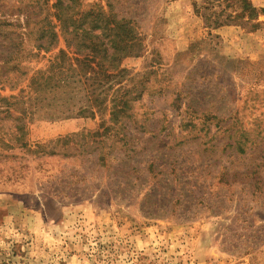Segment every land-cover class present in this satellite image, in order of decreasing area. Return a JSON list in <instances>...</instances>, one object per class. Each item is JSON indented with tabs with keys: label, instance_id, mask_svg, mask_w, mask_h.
Wrapping results in <instances>:
<instances>
[{
	"label": "rangeland",
	"instance_id": "374dc122",
	"mask_svg": "<svg viewBox=\"0 0 264 264\" xmlns=\"http://www.w3.org/2000/svg\"><path fill=\"white\" fill-rule=\"evenodd\" d=\"M245 2L77 0L73 12L110 6L141 39L120 66L130 119L115 126L109 107L52 119L25 103L65 46L35 48L44 0H0V47L22 52L17 66L0 54V99H16L13 117L27 109L21 134L0 102V264H264V0ZM101 121L126 147L77 136L56 148L69 157L35 153Z\"/></svg>",
	"mask_w": 264,
	"mask_h": 264
},
{
	"label": "trees",
	"instance_id": "16d2710c",
	"mask_svg": "<svg viewBox=\"0 0 264 264\" xmlns=\"http://www.w3.org/2000/svg\"><path fill=\"white\" fill-rule=\"evenodd\" d=\"M224 1L228 4L239 3L242 12H245V9H250L245 0ZM43 5L46 8L48 7L47 0H44ZM75 8H78L77 0H53L45 16L38 22L41 25L39 28L41 34L35 39L36 50L47 53L59 42V39L63 41L65 50H58L57 55L54 56L47 69L44 72L36 73L30 78L28 89L32 97H28L25 103L29 102L30 107H37V109L55 110L56 113L52 119H71L75 117L93 119L97 113L105 112V109L109 107L108 122L116 126L120 119H130L131 100L129 98L131 91L125 90L121 85V79L127 72L120 66L124 60L139 56L142 50L141 39L134 27L135 23L126 17H120L112 11L110 6H107L106 9L97 6L86 11L77 10L73 12ZM51 18L54 21L53 24ZM24 26V28H28V19L25 20ZM53 29H59L65 34L61 33L58 36L53 33ZM68 29L72 30L69 37L66 36ZM23 35L26 36L27 34L23 33ZM9 44H11L9 45L10 48L8 46L0 47L4 50V53H0L1 63L3 66H7L9 63L17 66V62L19 64L22 62L18 58L22 54L19 51L21 41L18 44H12L11 42ZM69 54H72V57H69ZM71 66H77V68L74 69ZM76 71H78L77 74L69 76V72L76 73ZM86 76L89 77L86 78L87 86L84 83ZM73 78L74 81L70 82V79ZM111 91L112 94L109 97ZM143 93H145V90H141L140 94ZM82 94H84L83 98L76 99ZM75 99L78 101L74 102ZM11 101L13 103H10ZM0 102L6 105L7 110L3 112L5 117L17 123V132L22 134L25 127L23 117H25L27 109H21L23 116L13 117L8 109L11 106L14 107L16 99H0ZM25 103L22 101V106ZM2 120L0 119V121ZM100 129L102 131L99 133ZM111 130L112 128L106 127L105 122L101 121L97 130L93 133H86L85 135L81 133V135L50 141L49 145L53 148L38 146L35 153L69 157L70 155L67 153L60 154L56 151V148L58 146L64 148L73 142L77 143V139H75L77 136L81 137V140L89 138L91 143L95 145H102L105 138V141H112L110 147L114 143H121L122 147H126L127 140L130 138L122 134L119 139L118 133H111ZM21 140V137L16 139L17 142ZM9 147L11 148V146ZM20 147H27V144L21 142ZM80 147H85V144ZM125 151L120 150L118 155L124 154ZM109 155L110 153L107 154V156ZM111 158L116 160L121 156H112ZM100 159L104 161L105 157L101 156Z\"/></svg>",
	"mask_w": 264,
	"mask_h": 264
}]
</instances>
